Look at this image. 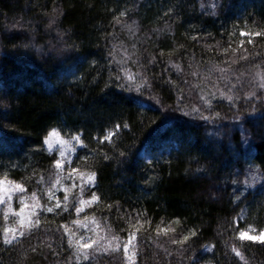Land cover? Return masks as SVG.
<instances>
[{
	"label": "trees",
	"instance_id": "trees-1",
	"mask_svg": "<svg viewBox=\"0 0 264 264\" xmlns=\"http://www.w3.org/2000/svg\"><path fill=\"white\" fill-rule=\"evenodd\" d=\"M215 2L0 0V177L7 172L24 184L29 206L37 200L47 205L50 187L61 201L67 194L70 205L60 215L37 209L39 230L13 245L0 243V264H77L61 225L75 233L73 241L86 226L98 242L99 250L94 244L81 264H126L122 245L129 214L135 218L137 212L151 223L137 225L135 264H189V256L198 257L197 264H264V245L234 236V229L248 225L264 228V181L251 177L257 167L264 170V89L256 75L264 71V37L248 44L239 35L241 28H264V0H227L228 7L213 15ZM124 10L128 15L120 17ZM52 18L56 23L48 27ZM21 19L31 22L28 30L10 28ZM241 39L245 44L237 53L223 52ZM29 40L42 51L22 47ZM64 44L76 48L58 53ZM243 48L247 60L239 59ZM116 74L135 75L137 83L146 76L151 90L141 94L136 83L131 91L109 86ZM116 124L121 128L112 142L101 143ZM52 131L66 141L79 134L83 141L75 140V154L62 166L59 182L52 164L59 158L44 143ZM93 171L100 202L77 214L72 205L91 193L81 194L72 179ZM240 191L244 195L237 201L233 193ZM18 195L14 210L20 208ZM5 207L0 205V235L5 227H18L15 212L4 219ZM157 226L176 233L158 234ZM189 229L196 235L184 246L170 242ZM113 236L121 238L116 252ZM233 244L243 259L232 252Z\"/></svg>",
	"mask_w": 264,
	"mask_h": 264
},
{
	"label": "snow or ice",
	"instance_id": "snow-or-ice-1",
	"mask_svg": "<svg viewBox=\"0 0 264 264\" xmlns=\"http://www.w3.org/2000/svg\"><path fill=\"white\" fill-rule=\"evenodd\" d=\"M228 7V3L227 0H217V2L212 4V9H213V15H218V12L216 11L217 9H226ZM169 11H172V9H169ZM128 15V10H124V11H120L119 16L123 17ZM114 19L116 20L117 23H120V20L118 17H114ZM56 20L55 18H52L49 20V24L48 27H51L53 25H55ZM248 21H245V25H247ZM255 23V22H253ZM31 27V22L30 21H23L22 19L19 21H16L15 23H13L10 28L11 29H16V30H21V31H26ZM257 29L256 31H252V30H246L245 28H241L239 29V35L241 37L247 36L248 40L247 43L248 44H254V39L255 37H264V28H261L259 26V24L256 25ZM235 35V33H229V36ZM245 44V40L241 39L237 45V48H232V44L229 43L228 47L223 49V52L225 54L229 53V50L231 49V52L233 54L237 53V51L239 49H241ZM13 47L15 48L16 45H13ZM22 47L24 48H30V47H36L37 51H42L40 46L34 45L32 40H29L27 43H24L22 45ZM133 47H135V45H133ZM76 45L75 44H64V46L61 49H58V53L63 54L65 51H73L75 50ZM243 53L242 55L239 56L240 60H247L248 58V53H247V49L243 48ZM161 55H163V52L161 51ZM156 60V57H153L151 59L148 60V63L151 65L154 63V61ZM133 63H138V61H133ZM232 63H236V60L233 59ZM121 72H125V69L121 68L120 70ZM221 71H223V69H221ZM73 75L75 76V74L73 73ZM256 75L260 78L261 83L259 84V87L261 89H264V71H257ZM79 79V78H77ZM127 80L128 83H123L122 81ZM133 83H136V87H135V91L143 94L144 91H149L151 90V84L148 81V78L145 76L142 79H140V81L137 83L136 82V76L132 75V74H128L126 77L122 76L120 74H116L115 78L112 79V77H109V81H108V85H114L117 88H120L122 90H127V91H131V85ZM221 95L223 96L224 93H221ZM248 97H255L257 101L260 100V96L257 95L255 92H249ZM151 98V95L150 97ZM227 99L229 101H231L233 99V97L231 95L227 96ZM157 103H161L160 101H156ZM181 102H182V98H181ZM205 103L209 106H211V101L210 100H206ZM163 106V105H162ZM176 110H180L179 107L176 108ZM254 110V109H253ZM194 111H199V109H195ZM185 115H188L187 112L184 113ZM216 116H219V113H215ZM205 120H208L210 117L208 116H203L202 117ZM239 119V117H237ZM124 128L128 127V124L125 123L123 124ZM121 128L120 124H116L114 126L113 130L108 131L104 136L100 137V142L103 143L104 141H109V143L112 142V137L114 135L118 134V130ZM74 139L83 144V141H81L80 139V135L77 134ZM47 138H45L44 143H47ZM61 155H63V153H61ZM126 154L124 152L120 153V156H125ZM105 160H108L109 157L108 155H104L103 157ZM82 159L87 160V156L82 157ZM52 164L55 166L56 170H57V182H59L60 179V171H62V164L63 161L61 159H53L52 160ZM2 167V166H0ZM12 167H18V165H12ZM251 165L249 166L250 172H251ZM77 169H71V172H76ZM86 176V178H85ZM95 177H96V173L90 172L88 174H85L83 172L80 173V184L78 185L79 189H80V193L83 194L85 190L89 191L91 193V195L87 198V199H79L78 203H76L75 205H72V207L75 208V212L77 214H79L80 212H82L84 206H91L94 204H98L100 202V196L97 194L96 191H94L93 189L95 188ZM251 177H252V181L255 183L257 181H264V170L261 169V167H257L255 172H251ZM69 178H72L71 176ZM233 183L235 184L236 181L234 180ZM52 187H55V184H53ZM73 187H77V185L74 183ZM260 188L262 190V194H264V183L260 184ZM246 191V189L244 190ZM244 191H240L239 195H237V193H233L234 198L238 201L241 196L244 195ZM25 192V185L23 183L17 182L14 179H9L8 177V173L5 172L4 175L2 177H0V204L5 205V214H4V219L8 220V213L9 212H15V215L17 217H19L18 220V227H14V228H8L5 227L3 229V234L0 235V243H2L3 245H13L19 237H24L26 235H31L34 231L39 230L40 226H41V219H40V215L37 212V209H41L43 212H47V213H54L55 215H60L62 212H67L70 205L68 204V195L65 194L63 197V201H61L59 198H57L55 196V193L52 191V188L50 187L47 191V198L49 203L47 205H40L39 201L37 200V194L35 191L32 192V198L33 200H37V202L31 206L26 205L25 204V196L22 194ZM18 195V199H19V203H20V208L18 210H14L12 208V201H13V197L14 195ZM53 200H55V203H51ZM26 207H30L31 208V215L29 216V218L25 219L23 213L25 211ZM107 207H111V205H108ZM141 213L137 212L136 217L133 218L130 214H129V218H128V228L129 231L127 232V239L126 241L123 243L122 247H123V254H124V258L126 261V264H135V241L137 239V235L139 232V228H137V225L143 226V224H150L151 221L148 219H144L141 220L140 219ZM134 220V223H132V221ZM74 224H79V221H73ZM176 224H179L180 221L179 219H177L175 221ZM61 227H63L64 229V233L67 234L69 236L68 239V245L69 247H74L75 248V257H76V261L77 264H81V260L83 261H87L89 260V254H88V249L91 248L94 244L97 245V250H99V244L98 242L93 239V238H88L87 241H85V238L83 236L80 237V239H77L75 241H73L72 237L75 236L74 232H70L69 228L66 225H61ZM157 233H164L165 235H167L169 232L172 233H176V229L175 228H160L159 226H157L156 229ZM256 230L254 228H252L251 225H248L247 229L246 228H239L238 230L234 229V236L239 240V241H252V242H259L260 244L264 245V228H261L258 232V234H250L251 232H255ZM196 235V231L189 229L187 231L186 234L183 235H178V236H173L171 238V243L175 244V245H180V246H184L186 244V242L189 241L190 237L195 236ZM107 239V238H105ZM120 237L117 236H113L111 237L112 241H116L115 246L112 247V251L116 252L119 251L121 244H120ZM109 247H111V243H109ZM130 248L132 249V251L130 252ZM232 252L235 253V255L237 257H240L241 259H243V254L240 251V248L237 247L235 244H233L232 246ZM33 251H35V249L33 248ZM104 251L107 252L108 248H104ZM56 253H53V255H55ZM198 257H194V256H189L187 257V260L189 261V264H197L198 262ZM205 264H212V261H206Z\"/></svg>",
	"mask_w": 264,
	"mask_h": 264
},
{
	"label": "rangeland",
	"instance_id": "rangeland-1",
	"mask_svg": "<svg viewBox=\"0 0 264 264\" xmlns=\"http://www.w3.org/2000/svg\"><path fill=\"white\" fill-rule=\"evenodd\" d=\"M47 143H45V148L49 153L52 154H56L58 156L59 159H61L63 161L62 166H64L65 164H67L68 162L71 161V159L73 158L74 154H75V147L77 145V142L75 140L72 141H66L64 140L56 131H52L48 137H47ZM61 153H63V155H61ZM142 155L144 156V152H142ZM74 176V175H72ZM71 176V177H72ZM86 178V176H85ZM73 184H80V176H78V178H74L72 179ZM18 195V194H17ZM17 195H14L17 196ZM13 197V199H14ZM2 205V204H0ZM27 205V204H26ZM26 221L29 218V216L31 215V208L30 207H26L25 211L23 213ZM253 228V227H252ZM247 229V227H246ZM255 229V228H254ZM256 230V229H255ZM89 228L85 226V229L83 230V237L84 238H89ZM258 230H256L255 232H251L250 234H258ZM211 251V248H206L204 250V252L209 253Z\"/></svg>",
	"mask_w": 264,
	"mask_h": 264
}]
</instances>
